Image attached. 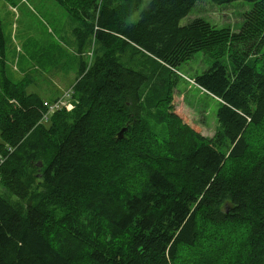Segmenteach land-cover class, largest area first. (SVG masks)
Segmentation results:
<instances>
[{"label":"trees","instance_id":"trees-1","mask_svg":"<svg viewBox=\"0 0 264 264\" xmlns=\"http://www.w3.org/2000/svg\"><path fill=\"white\" fill-rule=\"evenodd\" d=\"M54 1L89 57L46 118L35 77L6 71L0 22V264H193L204 240L199 264H264V0L238 32L181 25L199 0ZM197 51L209 138L173 103Z\"/></svg>","mask_w":264,"mask_h":264},{"label":"rangeland","instance_id":"rangeland-1","mask_svg":"<svg viewBox=\"0 0 264 264\" xmlns=\"http://www.w3.org/2000/svg\"><path fill=\"white\" fill-rule=\"evenodd\" d=\"M253 2L233 0L216 3L212 0H199L180 19L186 24L195 17L214 24L216 27H228L238 32L243 16L250 10ZM0 22L4 39L5 68L8 75L16 81L24 74L35 77L36 84L31 90L43 99H51L70 88L78 75L79 59L87 60L88 51L79 56L76 51V39L73 36V20L67 11L54 0H0ZM129 48L125 57L127 67L136 68L135 59L142 54L131 56ZM257 53H264V41ZM227 57L223 58L226 61ZM212 60L202 51L195 52L191 58L174 68L178 84L174 90V106L191 120L200 133L209 138L217 126L215 111L217 101L198 87L191 78L206 70ZM72 106V103H70ZM205 252L193 258V264H199L207 255L209 241H203ZM209 257L213 252L209 251Z\"/></svg>","mask_w":264,"mask_h":264},{"label":"built area","instance_id":"built-area-1","mask_svg":"<svg viewBox=\"0 0 264 264\" xmlns=\"http://www.w3.org/2000/svg\"><path fill=\"white\" fill-rule=\"evenodd\" d=\"M44 105L45 107L47 108L46 111H45V114H44V118L47 117V115H49L50 113H52V111L54 110H59L61 109L63 106H65L66 108H70L71 105H70V102L67 101L66 99H64V96L62 97H59L53 101H44Z\"/></svg>","mask_w":264,"mask_h":264},{"label":"water","instance_id":"water-1","mask_svg":"<svg viewBox=\"0 0 264 264\" xmlns=\"http://www.w3.org/2000/svg\"><path fill=\"white\" fill-rule=\"evenodd\" d=\"M124 129H125V127L122 128V129H120V130L117 132V138L122 137V134H123ZM38 166H39V167L41 166L40 161L38 162Z\"/></svg>","mask_w":264,"mask_h":264},{"label":"bare ground","instance_id":"bare-ground-1","mask_svg":"<svg viewBox=\"0 0 264 264\" xmlns=\"http://www.w3.org/2000/svg\"><path fill=\"white\" fill-rule=\"evenodd\" d=\"M26 202V201H25Z\"/></svg>","mask_w":264,"mask_h":264}]
</instances>
